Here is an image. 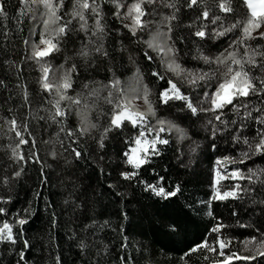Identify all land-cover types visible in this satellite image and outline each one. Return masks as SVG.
Here are the masks:
<instances>
[{
  "label": "trees",
  "instance_id": "1",
  "mask_svg": "<svg viewBox=\"0 0 264 264\" xmlns=\"http://www.w3.org/2000/svg\"><path fill=\"white\" fill-rule=\"evenodd\" d=\"M130 2L131 0H127V3ZM177 2L181 6V13L178 24L180 30L176 31V37L188 36L187 25L195 21L198 13L196 10L189 11L184 8L183 0ZM205 2L212 10L217 0ZM3 3L9 18L6 20L0 15V81H4L6 85H0V196L10 193L12 199L8 203H0V206L10 209L7 216L10 222H13V213L19 210L23 214V209L31 206L28 223L23 226V239L30 244V247L24 249L26 264H56L58 256L61 264H122L124 258H131L130 264H211V259L216 258L213 253L204 250L188 255L185 253L205 235H209L208 229L218 222L216 217L226 225L223 234L226 237H235L231 251H238L240 245L237 241H243L250 233H254L255 226L259 223V209L253 201L264 199V189H258L254 197L241 191L240 198L210 202L211 183L214 169L217 168L216 158L227 155L237 161L235 164L222 162L221 170L229 178L219 181L218 187L221 190H228L236 185L246 187L248 180L231 179L230 169L240 167L246 174L248 168L264 167V159L251 158V163L245 161L240 164L239 161L243 158L239 153L245 146L233 144L228 137L216 139L214 142L217 148L213 150L209 144L213 137L204 127L210 118L207 115L193 120L191 126L187 118L180 120L170 116L185 129L187 138L178 143L177 134H169L170 143L163 149V155L154 157L149 166L138 172V178L149 183L163 176L166 187L171 188L179 184L180 191L168 201L153 197L151 193H144L142 187L138 186L137 179L127 181L119 176L121 171L128 169V166L123 164L120 153L125 137L133 134L130 125H126L122 130L115 129L106 136L103 149L99 148L93 139H99V131H93L88 138H81L80 147L85 149L86 155L66 166L64 161L72 159L71 155L64 151L68 140L51 121L53 109L48 100L53 97L42 92L39 86L41 66L51 65L49 82L55 84L72 63L81 64L79 76L74 77V87L67 95L86 96L88 92L96 90L97 94L91 99L97 107L89 112V119L92 123L107 124V117L99 119L98 113L110 112V106L104 99L108 94L104 85L112 75L108 69L115 63L119 69L116 74L121 76L123 82L127 76L138 79L132 72L135 65L129 62L131 56L141 70H145L143 57L137 52L136 38L128 39L130 34L123 28L122 22L112 16L114 6L109 0H104L103 9L108 29L105 47L109 52L108 58H89L86 67L82 60L74 59V49H79L83 39V34L74 30L69 34L70 39L61 44L60 51L37 63L36 60L25 57L31 55L32 42H39L44 9L30 5L31 14H26L21 20L16 15L17 10L21 8L18 0H3ZM64 4L61 15L67 20L69 17L64 14L71 8L72 0H64ZM232 6L234 14L221 15L220 22L225 27L237 19L247 18L248 12L243 0H232ZM145 7L149 13L146 19L151 22L154 32L155 25L160 22L162 15H167L170 10L166 8L165 0H155L154 4ZM197 7L200 11L203 10L199 5ZM88 15L91 23L93 18L90 13ZM13 16L20 21L19 24L11 19ZM5 24L9 29L7 40L4 37ZM77 26L78 23L72 25L73 29ZM176 26L174 22V27ZM260 30L264 31V28ZM238 35L237 31L234 35L222 39L215 48L211 47L213 42L201 47L205 49L206 55L214 56L218 50L227 47L230 39H235ZM25 39L28 40L27 47ZM249 43L253 48L258 44L264 46V40L261 39ZM176 46L179 49L180 62L185 68L208 70L201 61L192 59L196 46L192 40L187 43L178 41ZM157 64L158 61L153 62V66ZM121 65L123 67H120ZM150 72L151 69L148 68L144 82L149 84L153 92L158 87L166 86V80L149 79ZM85 81L90 82V87L86 90L82 87ZM25 88L28 94L27 102L24 99ZM152 99L155 101V96ZM61 104L69 105L71 109L69 101H61ZM180 107V102H174L171 111L178 112ZM160 114L169 115L163 111ZM13 117L21 125L28 123L29 131L35 137L37 145L36 148H30L32 137L25 134L29 145H21L18 151L22 150L26 155L30 151L38 152L41 163L29 160L25 165L23 161L11 159V149L19 143L15 132L8 130L7 121ZM76 123L75 112L70 110L69 119L64 121V124L66 128H75ZM245 135L251 136L254 133L245 132ZM62 144L64 147H61ZM88 146L91 148L90 152L87 151ZM193 148L195 151H192ZM52 151L58 153L56 163H53L49 156ZM41 169L47 174L46 178L40 174ZM13 170L21 171V176L12 177ZM5 176L10 181L7 185L3 183ZM85 192L89 205L87 210L77 207ZM209 210L212 211L211 216L207 214ZM233 211H237L239 215L232 216ZM53 217L55 224L52 223ZM4 218L0 215V221ZM172 220L180 225L176 233L170 232L162 223ZM214 238L210 236V240ZM79 240H84L88 245L86 251L78 247ZM21 247L23 241L16 245L0 243V264H8L10 249L14 248L18 254ZM206 256L210 258L207 261ZM16 259L17 255H11L12 264H16ZM256 264H260V261Z\"/></svg>",
  "mask_w": 264,
  "mask_h": 264
},
{
  "label": "snow or ice",
  "instance_id": "2",
  "mask_svg": "<svg viewBox=\"0 0 264 264\" xmlns=\"http://www.w3.org/2000/svg\"><path fill=\"white\" fill-rule=\"evenodd\" d=\"M18 2L21 8L17 10L16 15L21 20L26 14H31L30 5L44 9L43 28L39 30V42H32L31 55H27L25 58L40 63L43 58L60 51L61 44L70 39L69 34L74 30L83 34L79 49H74V59L82 60L86 67L89 58L96 56L108 58L109 52L105 47L108 29L103 9L104 0H99V2L98 0H72L71 8L64 14L69 17L67 20L61 15L62 9L65 7L64 0H18ZM109 2L115 8L112 16L116 20H120L123 28L130 34L128 39L136 38L137 52L143 57L145 70L142 71L131 56H129V62L135 65L132 72L141 82L142 87L135 92L126 90L121 76L116 74L119 69L113 63V67L108 69V72L112 73L111 78L104 85L108 92L104 99L110 106V112L100 111L98 113L99 119L107 117V124L92 123L89 119V112L97 107L91 99L97 94L96 90L88 92L86 96L67 95V92L74 87V77L79 76L81 64L72 63L65 69L59 82L55 84L49 82L51 65H42L39 86L42 92L53 97L48 100L53 109L51 121L58 126L59 132L64 133L68 140L64 151L72 157L71 160L66 159L64 164L71 165L73 161H79L86 155L85 149L80 147L81 138H88L93 131H99V139H93L98 147L103 149L106 136L115 129L122 130L126 125H130L133 134L125 137L124 147L120 153V158L123 164L128 166V169L121 171L119 176L127 181L137 179V184L142 187L144 193H151L153 197L168 201L180 191L179 184L171 188L166 187L163 183V176H159L154 182L149 183L146 180H140L138 172L149 166L154 157L163 155V149L170 143L169 134L176 133L178 143L187 138L185 129L170 116H175L180 120L187 118L191 126V122L199 120L201 115L210 117L204 127L210 131L213 137V140L209 141L213 150L217 148V144L214 142L216 139L228 137L233 144L245 146V149L239 153L243 158L239 161L240 164L245 161L251 163V158L264 159V46L258 44L253 48L249 43L257 39L264 40V31L260 30L264 28V0H243L248 12L247 18L237 19L227 27L220 22L221 15L234 14L232 0H217L212 10L209 9L205 0H183L184 8L189 11L196 10L198 14L195 21L187 25L188 36L181 35L179 37H176V31L180 30L178 24L181 6L177 0H165V6L170 12L167 15H162L160 22L155 25L154 32L151 22L146 19L149 13L145 5H152L155 0H131L130 3H127V0H109ZM198 5L203 9L202 11L197 7ZM214 12L219 14H214ZM89 13L93 18L91 23L89 22ZM0 15L4 16L6 20L9 18L3 0H0ZM11 19L17 24L20 23L16 16ZM123 21H128V23H123ZM174 22H176V27H174ZM75 23H78V26L73 29L72 25ZM209 28H211L210 31ZM237 31L239 35L235 39H230L227 47L218 50L216 55L205 54L202 45L213 42L211 47L215 48L222 39L234 35ZM8 35L9 29L5 24L4 37L6 40ZM174 37L176 38L174 39ZM189 40H192L196 45L193 49L192 59L201 61L208 69L207 71H204L203 68L188 69L181 64L179 49L176 45L178 41L187 43ZM24 43L27 47L28 40L25 39ZM156 60H159V64L153 66V62ZM148 68L151 69L148 78L155 81L166 80L165 87H158L153 92L149 84L144 83ZM124 71H129V69H124ZM253 73L259 74L254 75ZM0 85H4V81H0ZM182 85H186L189 91H185ZM82 87L85 90L88 89L90 82L85 81ZM27 95L25 88V102H27ZM153 96H155V101L152 99ZM65 100L70 102L71 109L69 105L61 104V101ZM139 101L144 104L143 110L137 108ZM174 102L181 103L178 112L171 111ZM81 107H83V111H81ZM70 110L74 111L77 117L75 128H66L64 124V121L69 119ZM162 111L168 112L169 115H161ZM7 123L9 132H15V136L19 138V143L11 149V159L17 162L23 161L25 165L29 160L41 163L38 152L30 151L26 155L22 150L18 151L21 145H29L25 134L32 137L30 148L37 147L35 137L29 131L28 123L24 122L21 125L15 117ZM245 132L254 133V135H245ZM61 147H64L63 144ZM87 151H91L90 146ZM192 151H195V148ZM49 156L53 163L57 162L58 153L56 151L50 152ZM222 162L237 163L233 157L227 155L216 158V163L220 165V168L214 169L210 202L240 198L241 191L254 197L258 189H264V167L258 166L255 169L248 168L246 174L240 167L231 168L230 178L247 179L248 185L246 187L236 185L231 189L221 190L218 187L219 181L229 178L221 170ZM153 172H155V168H153ZM21 174V171H12V177L18 178ZM40 174L45 178L47 176L43 169ZM9 182V178L5 176L3 183L7 185ZM11 199V194L5 193L0 196V203H8ZM45 203L47 207V201ZM253 203L259 209L257 217L259 223L255 226L254 233H250L243 241H237L240 245L238 251H231L232 241L235 237H226L223 234L226 225L219 217H216L218 222L208 229L209 235H205L200 242L188 248L185 255L204 250L213 253L216 257L211 259V264H256L257 261L264 264V199L254 200ZM88 206L85 192L84 198L77 207L87 210ZM9 211L10 209L0 206V215L5 217L0 221V243L16 245L23 241V247L18 254L14 248L9 250L8 264H12L11 255H17L16 264H26L24 249L30 247V244L23 239L25 236L23 226L28 223L27 217L30 214L31 206L24 208L23 214L19 210L13 213V222L7 218ZM207 214L211 216L212 211L209 210ZM238 215L237 211L232 212V216ZM52 223H56L54 217ZM162 223L172 233L179 231L180 225L175 220L162 221ZM240 226L248 227V225ZM210 236L215 238L210 240ZM78 247L85 251L88 249L84 240H79ZM130 259L124 258L122 264H130ZM209 259V257H205L206 261ZM56 264H61L59 256L56 258Z\"/></svg>",
  "mask_w": 264,
  "mask_h": 264
},
{
  "label": "rangeland",
  "instance_id": "3",
  "mask_svg": "<svg viewBox=\"0 0 264 264\" xmlns=\"http://www.w3.org/2000/svg\"><path fill=\"white\" fill-rule=\"evenodd\" d=\"M156 61H158V63H159V60H156ZM174 79H177V78L174 77ZM123 84H124V88L126 90H128L129 92H135L142 87L141 82L138 79H133L132 76H129V77L127 76L126 78H124ZM182 87L184 88V90L188 89L186 85H182ZM137 108L139 110H143L144 104L142 101H139L137 103ZM216 165H217L216 167L220 168V165H218V164H216Z\"/></svg>",
  "mask_w": 264,
  "mask_h": 264
}]
</instances>
